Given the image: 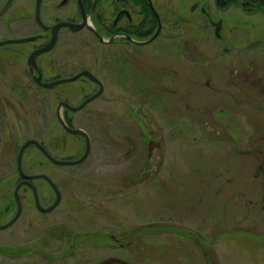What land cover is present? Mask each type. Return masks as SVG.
I'll use <instances>...</instances> for the list:
<instances>
[{
  "label": "rangeland",
  "instance_id": "374dc122",
  "mask_svg": "<svg viewBox=\"0 0 264 264\" xmlns=\"http://www.w3.org/2000/svg\"><path fill=\"white\" fill-rule=\"evenodd\" d=\"M174 1L165 15L168 21L176 20ZM179 6L187 43L176 45L160 36L141 47L146 58L135 61L141 76L120 78L138 88L150 86L151 107L142 111L148 126L134 121L140 115L126 103H111L107 118L115 114L119 121L90 126L96 143L89 160L58 171L70 178L63 201H74L71 213H41L30 206L8 237L0 231L1 246L37 242L45 256L24 253L11 263L96 264L117 256L133 264H264V18L235 5L218 10L215 0H180ZM215 23L216 32L208 26ZM176 33L168 29L163 36ZM89 36L85 31L73 34L72 44ZM87 56L90 63L97 54L88 51ZM162 75L168 85L155 81ZM16 80L25 84L27 78ZM1 88L0 181L10 182L26 139L37 138L49 147L51 132L59 128L57 100L42 90ZM102 104L96 100L91 107ZM73 116L80 120L84 111ZM145 128L162 143L152 158L148 145L155 143L143 134ZM37 152L32 148L24 156L28 172L39 166L29 162ZM57 221L71 235L89 232L73 240L72 254L55 259L51 251L71 239L63 237L62 228L49 225Z\"/></svg>",
  "mask_w": 264,
  "mask_h": 264
},
{
  "label": "flooded vegetation",
  "instance_id": "af4514ba",
  "mask_svg": "<svg viewBox=\"0 0 264 264\" xmlns=\"http://www.w3.org/2000/svg\"><path fill=\"white\" fill-rule=\"evenodd\" d=\"M250 2L252 6H250L248 11L243 6L239 7L247 14L257 13L264 18V8H259L256 4L257 2ZM173 3H175L174 0H0V41H4V43L0 44V47H3L5 51L4 54H0L1 90L7 92L42 90L55 95L57 100L55 122L59 124V128L55 127L51 132L49 147L44 145L54 159H78L84 155L87 148V137L80 133L73 134L69 132L65 128L64 123L70 127L82 128L87 132L91 141V148L87 158L76 164L59 163L32 144L38 150L37 156H44L46 160L39 161L37 169L31 172H28L25 166H23V169L27 174H47L62 194V198L58 202L56 201L57 192L54 186L45 177L29 178L28 183L21 184L18 189L19 201L16 199V187L24 179L20 175L18 167L19 147L15 179H11L10 182L0 181V189H4L0 197V226L7 225L13 220L8 226L0 228V231L4 232L5 237L9 236V229L18 224L22 214L30 206H35L41 213H50L55 210L59 212L58 210L64 209L67 210L65 212L66 215L71 213V203L74 201H63L66 190L64 183L70 178L59 176L58 171L63 167L76 168L89 160L96 143V138L90 126L100 124V120L102 126L110 123V119L114 123L119 121V116L116 117L115 114H113L112 118H107L106 110L110 109L111 103H126L132 110H137L138 115H140V118L137 115L133 117L134 121L140 127L142 125L141 122H144V126H148L147 116L142 111L150 106L149 100L152 95L150 86L146 85V87L138 88L132 83L130 85L121 83L120 78L135 81L138 76H141L136 70V62L140 64L146 58V56L143 58L140 53L141 47L149 45V43L160 36L163 41H172L176 45L187 41L189 36L185 37V34L188 27H185L184 18L180 15V0H176V20L168 21L165 16L169 13L168 9L171 8ZM216 7L218 10H224L218 8L217 5ZM60 22L67 23L59 27L53 47L38 52L35 58L31 59L36 50L50 43L54 34V26ZM81 23H84L83 26L78 28ZM208 26H213L214 32H216L218 23ZM168 29L177 30L175 34L177 36L164 38L163 35ZM81 31H85L91 36L78 38V44L74 46L71 37ZM63 38L66 41L61 44ZM195 42L198 41L195 40ZM201 43L202 45L200 46L206 49L208 44L204 41ZM206 50L208 51V49ZM88 51H94L97 54L94 57L95 61L91 60L90 63L86 61ZM78 52L81 57L77 56ZM127 68L130 69L126 70ZM84 70H88L92 73V76L81 74L74 80L57 82L52 86L41 84L53 83L60 79H69ZM24 76L27 78L25 84H23L24 81L16 80ZM148 77L151 78L150 76ZM155 81L162 85H168L164 75L156 76ZM73 82H76L75 86ZM70 93L77 94L73 100L69 97ZM122 93L131 95L133 99L130 98L129 101L122 100L120 96ZM79 98V102L76 103L75 100ZM86 100L87 102H85ZM96 100H102L103 102L99 109L91 107ZM62 102H67L71 106H79L85 103L81 108L72 110L64 104L60 107ZM135 103H138V105ZM78 111H84V116L80 120L75 119L73 116ZM91 112L96 114L92 115ZM60 129L61 132L59 131ZM147 130V128L145 130L142 129L143 134H149V140L152 139L155 143L153 148L148 145L149 158H152L154 151L162 143L153 137L152 132ZM46 164H49L48 171ZM1 168L3 170L5 167L2 165ZM11 187L12 196L7 197ZM34 188L41 206L37 204ZM46 198L49 201H45ZM26 199L29 200L26 201ZM56 202L57 205L52 209L45 210ZM49 225H53L54 228H62L64 231L63 237L65 239L67 237L71 238L69 245L65 240L66 246L58 251H51V255L53 256L54 254L55 259L65 258L68 254H72L73 243H76L73 240L77 239V237L85 236L89 232L88 230L86 232L82 230L78 234L71 235V230H67L65 225L58 221ZM67 232L69 235H67ZM40 249L42 248L37 242L26 246L21 244L0 245V254L3 255L0 257V263L17 264L16 262L11 263V259H18L24 253H36L45 257ZM43 249L47 250V247Z\"/></svg>",
  "mask_w": 264,
  "mask_h": 264
},
{
  "label": "water",
  "instance_id": "95a60500",
  "mask_svg": "<svg viewBox=\"0 0 264 264\" xmlns=\"http://www.w3.org/2000/svg\"><path fill=\"white\" fill-rule=\"evenodd\" d=\"M10 1H11V0H10ZM38 5H39V3H38ZM0 13H1V11H0ZM65 23H67V22H60V23H58V24H56V25L54 26V34H53V37H52V40L50 41V43H49L47 46H45V47H43V48H41V49L36 50V51L33 53L31 59H34V58H35V55H36L38 52L45 51V50H48V49H50V48L53 47V45H54V43H55V41H56L57 31H58L59 27L62 26L63 24H65ZM83 24H84V23L79 24V25H78V28L81 27V26H83ZM154 36H155V35H154ZM154 36H153V37H154ZM153 37H152V38H153ZM17 40H20V39H17ZM22 40H24V39H22ZM2 43H4V41H0V44H2ZM81 74H87V75H89V76H92V73H90L88 70H84V71L78 73L77 75H74L73 77H71V78H69V79H60V80L55 81V82H53V83H41V84L46 85V86H52V85L56 84L57 82H62V81H67V80H74V79H76L77 77H79ZM93 77H94V75H93ZM38 81H39V80H38ZM85 102H87V100H86ZM85 102H84V103H85ZM84 103H82V104L79 105V106H71V105H70L69 103H67V102H62L61 105H60V107L64 104L65 106L71 108L72 110H77V109L81 108V107L84 105ZM60 107H59V108H60ZM64 126H65V128H66L69 132H71V133H73V134L80 133V134H83V135H85V136L87 137V141H88V143H87V148H86V151H85L84 155H83L82 157L78 158V159H72V160H71V159H66V160H56V159H54V158L50 155V153L48 152L47 148H46V147H45V146H44V145H43L38 139H36V138H28V139H26V140L24 141V143L21 145V147H20V149H19V154H18V167H19V172H20V175H21L22 177H24V179H23V180L17 185L16 190H15L16 199H17L18 201H19L18 189H19L20 185L23 184V183H28V182H29V181H28L29 178H37V177H45L46 179H48V180L52 183V185L54 186V188H55V190H56V192H57V199H56L57 202L60 201L61 198H62V194H61L60 190L58 189V187L56 186V184L50 179V177H49L47 174H27V173L24 171V169H23V156H24V152H25L27 146H29L30 144H35V145H36V146H37L42 152H44L48 157H50L51 159H53V160H55V161H57V162H59V163H63V164H76V163L82 162L84 159L87 158V156H88V154H89V152H90V148H91V141H90V137L88 136L87 132L84 131L82 128L70 127V126L66 125L65 123H64ZM151 147H152V146H151ZM34 191H35V193H36L35 196H36L37 204H38L39 206H41L35 188H34ZM57 202H56L54 205H52L51 207L46 208L45 210L48 211V210L52 209L54 206L57 205ZM12 221H13V220H12ZM12 221H10L7 225H2V226H0V228H3V227H5V226H8ZM114 263H119V264H132L131 262H129V261L125 260V259H122V258H120V257H115V256H110V257H108V258H105V259L99 261V262L96 263V264H114ZM0 264H3V263H0Z\"/></svg>",
  "mask_w": 264,
  "mask_h": 264
},
{
  "label": "trees",
  "instance_id": "16d2710c",
  "mask_svg": "<svg viewBox=\"0 0 264 264\" xmlns=\"http://www.w3.org/2000/svg\"><path fill=\"white\" fill-rule=\"evenodd\" d=\"M248 1V2H247ZM250 1H253V2H257V6L259 8H264V0H216V5L218 6V8L220 9H227L228 7L232 6V5H238V6H243L245 10H250V6H252V3ZM32 148H35L37 149L35 146H30L26 153H28ZM36 154V153H35ZM42 161L43 159L46 160V158L44 156H38L36 155V158L34 160H30V165L32 166L33 165V162L35 163V165L38 164L39 160ZM38 160V161H37ZM156 225L155 224H152L150 227H155ZM139 229H137L138 231ZM180 231L181 230V227L179 228ZM66 246V245H65ZM212 263V262H211ZM210 263V264H211Z\"/></svg>",
  "mask_w": 264,
  "mask_h": 264
}]
</instances>
